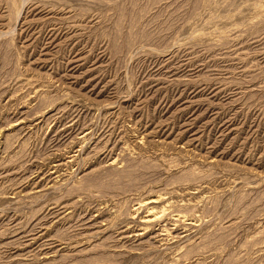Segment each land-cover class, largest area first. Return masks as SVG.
Segmentation results:
<instances>
[{
	"label": "rangeland",
	"instance_id": "obj_1",
	"mask_svg": "<svg viewBox=\"0 0 264 264\" xmlns=\"http://www.w3.org/2000/svg\"><path fill=\"white\" fill-rule=\"evenodd\" d=\"M0 264H264V0H0Z\"/></svg>",
	"mask_w": 264,
	"mask_h": 264
},
{
	"label": "bare ground",
	"instance_id": "obj_2",
	"mask_svg": "<svg viewBox=\"0 0 264 264\" xmlns=\"http://www.w3.org/2000/svg\"><path fill=\"white\" fill-rule=\"evenodd\" d=\"M189 61V60H188ZM114 162H115V160H113ZM158 198H155V199H151V201L150 202H148V203H156V202H158V200H157ZM160 199V198H159ZM145 203H146V201H145ZM143 204V203H142ZM147 205V204H146ZM143 206H145V205H143ZM172 213V212H171ZM170 214V213H169ZM173 214V218H174V220H176V222L178 223V222H184V220H185V218H187L186 216H183L182 215V213L180 214V213H177V214H175V213H172ZM166 216V210L165 209H160V210H156L154 207L152 208V207H148L147 208V214H146V216L144 217V219H143V217H142V221H144V222H147V223H154L155 225L157 224H159V222H161L162 221V219H164V217ZM168 216H170V215H168ZM167 216V217H168ZM171 217V216H170ZM167 219H169V218H167ZM166 223V222H165ZM147 225V224H146ZM150 225H152V224H150ZM163 225H164V223H163ZM162 224L160 225V226H163ZM166 225V224H165ZM167 226V225H166ZM146 227V226H145ZM165 227V226H164ZM176 227V226H175ZM147 228H149V227H147ZM167 228V227H166ZM163 231H166V232H169L168 231V229H163ZM167 234H169V233H167ZM174 236V235H173ZM175 236H177V235H175ZM174 236V237H175Z\"/></svg>",
	"mask_w": 264,
	"mask_h": 264
}]
</instances>
